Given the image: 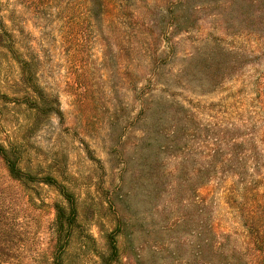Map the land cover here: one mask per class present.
Segmentation results:
<instances>
[{"label":"rangeland","instance_id":"rangeland-1","mask_svg":"<svg viewBox=\"0 0 264 264\" xmlns=\"http://www.w3.org/2000/svg\"><path fill=\"white\" fill-rule=\"evenodd\" d=\"M78 1L0 0V143L40 179L0 160L12 264H264V0Z\"/></svg>","mask_w":264,"mask_h":264},{"label":"trees","instance_id":"trees-1","mask_svg":"<svg viewBox=\"0 0 264 264\" xmlns=\"http://www.w3.org/2000/svg\"><path fill=\"white\" fill-rule=\"evenodd\" d=\"M21 1V0H17ZM23 1H29V0H23ZM32 2H36V0H30ZM47 2V0H45ZM59 3H61V0H59ZM64 6H61L60 11L58 12V16L61 15L62 11L65 12L63 15V18H65V21H72V15L69 16L70 11L72 10L73 6L70 3V0H65ZM36 8V7H34ZM78 8L80 9L79 14L84 18V21H97L102 23L104 19V15L108 11V1L107 0H79L78 1ZM44 14H46V11H44ZM50 14H48L47 20L51 21V18L49 17ZM252 25H258L259 21H251ZM21 70L24 73H27L26 67L21 66ZM148 110L149 107H146L145 104V110ZM145 133H149L150 129L145 127ZM0 160L2 161L4 165L5 175L9 179V181H15L18 182L20 185H24L26 180H35L39 181L40 179H36L35 176H33L29 172H24L18 167V160L15 155V153L8 147L2 145L0 143ZM42 181L45 182H54V179L50 176H45ZM4 183V182H3ZM10 186V184H8ZM55 209V228L56 231H60L64 228L65 222V207L55 203L54 204ZM71 210L75 211V207L71 206ZM71 218V217H70ZM68 224H71L70 222ZM21 224L19 221L16 220V213L14 211V208L11 206L10 200H9V193L8 191L2 190L0 195V264H12L11 260L15 258L16 250L20 248V245L17 244L15 239V231ZM70 226V225H69ZM254 240H256V236H254ZM258 240V238H257ZM110 251L111 254L114 256H117V247L114 243L110 245ZM110 255V254H109ZM221 255H223L221 252H218L216 249L215 244L211 243L207 246V251L203 249L202 251L198 252L196 251L194 253V256L190 260L188 264H236L233 261L230 260L231 257L227 258L223 255L221 258ZM53 261L52 264H60L58 261H56V258ZM112 256L111 257H104L103 260L105 264H112Z\"/></svg>","mask_w":264,"mask_h":264}]
</instances>
